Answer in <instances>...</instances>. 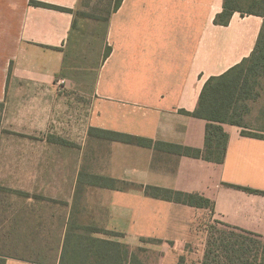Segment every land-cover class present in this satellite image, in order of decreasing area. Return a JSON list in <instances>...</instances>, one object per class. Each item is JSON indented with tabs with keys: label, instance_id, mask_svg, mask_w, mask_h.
Instances as JSON below:
<instances>
[{
	"label": "crops",
	"instance_id": "obj_1",
	"mask_svg": "<svg viewBox=\"0 0 264 264\" xmlns=\"http://www.w3.org/2000/svg\"><path fill=\"white\" fill-rule=\"evenodd\" d=\"M31 1L0 0V104L13 103L11 115L23 133L33 132L32 127L51 114V97L63 80L73 11L80 2L33 0L72 10L68 12ZM222 4L121 0L108 17L105 40L111 50L96 74L88 130L203 148L206 120L181 110L193 112L206 80L251 54L262 24V17L238 12L227 25L216 24ZM223 128L228 141L221 164L87 132L70 189L67 156L59 179L66 183L60 201L65 219L73 212L81 223L121 232L120 241L157 256L152 264H177L181 256L186 262L195 252L199 255V249H186L203 244L205 209L148 197L142 186L152 185L199 193L214 202L213 220L264 235V194L243 189L264 191V139L242 135L237 125ZM54 138L46 141L48 148L58 144ZM91 175L129 185H91L86 178ZM20 257L9 256L6 264H38L34 258Z\"/></svg>",
	"mask_w": 264,
	"mask_h": 264
},
{
	"label": "rangeland",
	"instance_id": "obj_2",
	"mask_svg": "<svg viewBox=\"0 0 264 264\" xmlns=\"http://www.w3.org/2000/svg\"><path fill=\"white\" fill-rule=\"evenodd\" d=\"M112 3L113 0H80L74 9L77 23L65 47L63 80L56 87V95L51 97L54 100L50 104L51 114L39 126H31L33 132L18 130L16 117L11 115L13 103L0 104V252L36 260L39 250L44 248V260L48 261L49 256L54 260L55 251L48 248L62 233L64 208L60 201L66 187L59 179H63L67 156L69 190L79 149L88 132L93 85L107 48L106 26ZM27 105L32 106L31 102ZM262 111L264 75L261 97L250 104L245 117L248 131H263L264 119H259ZM50 136L58 144L48 148L46 141ZM42 155L49 159L42 160ZM49 196L55 199L44 200L50 199ZM202 213L201 227L205 234L207 226L215 220L208 209ZM204 234L202 245L186 249L189 252L199 249V255L195 252L183 264H198L200 251L204 249ZM141 256L149 260L147 264L157 259L145 251Z\"/></svg>",
	"mask_w": 264,
	"mask_h": 264
},
{
	"label": "trees",
	"instance_id": "obj_3",
	"mask_svg": "<svg viewBox=\"0 0 264 264\" xmlns=\"http://www.w3.org/2000/svg\"><path fill=\"white\" fill-rule=\"evenodd\" d=\"M120 2L121 0H113L109 15L118 8ZM31 4L72 12L71 9L40 1L32 0ZM235 12L241 15L252 14L262 17L260 31L251 54L224 73L209 77L203 85L193 112L181 110L182 113L206 120L203 148L153 141L149 138L112 130L89 128V134H96L110 141L201 158L217 164L224 161L227 148L228 134L223 124L240 126L242 135L264 139V129L260 133L248 131L249 126L245 122V117L250 111V104L261 97L262 76L264 75V0H223L222 10L216 14L214 22L227 25ZM76 23L74 17L73 30ZM110 50V46L107 45L103 59L109 55ZM259 119H264V111L259 114ZM86 178L88 184L105 188H119V186L125 188L129 185L123 181L119 182L116 179L98 175ZM142 189L148 197L208 209L211 213L214 211V202L199 193L152 185L142 186ZM243 189L252 193L264 194V191ZM44 200L53 201L46 198ZM62 222L63 229L61 227L62 233L58 241L48 248L50 251H55L54 260H51L52 256L48 257V261L44 260L43 248L36 255L35 262L38 264H145L141 257L145 249L132 248L120 241L121 232L81 223L73 216V212H70L67 220L64 216ZM206 232L200 264H264V235L217 220L207 226ZM96 233L104 237L95 236ZM9 256L17 257L0 252V264H6V258ZM183 261L184 258L181 256L177 264H183Z\"/></svg>",
	"mask_w": 264,
	"mask_h": 264
}]
</instances>
